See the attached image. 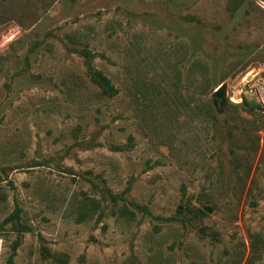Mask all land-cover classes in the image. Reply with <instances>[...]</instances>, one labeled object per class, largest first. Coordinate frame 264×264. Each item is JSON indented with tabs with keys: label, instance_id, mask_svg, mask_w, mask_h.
Returning a JSON list of instances; mask_svg holds the SVG:
<instances>
[{
	"label": "rangeland",
	"instance_id": "1",
	"mask_svg": "<svg viewBox=\"0 0 264 264\" xmlns=\"http://www.w3.org/2000/svg\"><path fill=\"white\" fill-rule=\"evenodd\" d=\"M229 1L0 0V264H264V0Z\"/></svg>",
	"mask_w": 264,
	"mask_h": 264
},
{
	"label": "trees",
	"instance_id": "2",
	"mask_svg": "<svg viewBox=\"0 0 264 264\" xmlns=\"http://www.w3.org/2000/svg\"><path fill=\"white\" fill-rule=\"evenodd\" d=\"M241 2H244V0H231L229 1V4L231 6H236V5H240ZM88 63H89V70H90L91 77L93 81L100 87L102 93L108 97H113L117 95L119 91L112 84V82L105 75H103L102 72L92 68V66L90 65V60H88ZM243 104L251 105L250 101H248L247 99L244 100ZM213 118L216 119V116H214ZM23 227L25 228V226H22V228ZM25 229H28V228L26 227Z\"/></svg>",
	"mask_w": 264,
	"mask_h": 264
},
{
	"label": "built area",
	"instance_id": "3",
	"mask_svg": "<svg viewBox=\"0 0 264 264\" xmlns=\"http://www.w3.org/2000/svg\"><path fill=\"white\" fill-rule=\"evenodd\" d=\"M243 88L247 94L253 95L258 101L264 103V80L253 78L245 82Z\"/></svg>",
	"mask_w": 264,
	"mask_h": 264
},
{
	"label": "water",
	"instance_id": "4",
	"mask_svg": "<svg viewBox=\"0 0 264 264\" xmlns=\"http://www.w3.org/2000/svg\"><path fill=\"white\" fill-rule=\"evenodd\" d=\"M227 84L220 86L213 94L214 103L216 106H223L226 102ZM206 212L211 213V209L204 207Z\"/></svg>",
	"mask_w": 264,
	"mask_h": 264
}]
</instances>
